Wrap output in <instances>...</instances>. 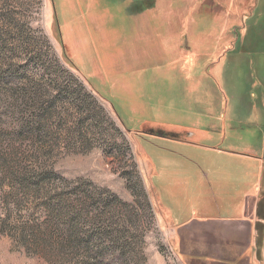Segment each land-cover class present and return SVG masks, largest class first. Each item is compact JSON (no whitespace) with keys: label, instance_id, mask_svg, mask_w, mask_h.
Returning a JSON list of instances; mask_svg holds the SVG:
<instances>
[{"label":"rangeland","instance_id":"obj_1","mask_svg":"<svg viewBox=\"0 0 264 264\" xmlns=\"http://www.w3.org/2000/svg\"><path fill=\"white\" fill-rule=\"evenodd\" d=\"M150 2L0 0V86L11 70V83L31 87L0 97V130L20 125L7 106L40 87V106L51 104L47 144L22 139L18 157L38 156L67 181L14 197L11 177L0 173V264L85 262L80 252L74 256L72 248L58 246L66 226H59L53 210L57 200L61 224L69 210L80 211L86 222L79 229L106 233L92 250L116 246L123 264H195L183 257L181 244L190 228L177 230L170 217L244 216L234 213L229 197L251 191L264 164L260 169L258 161L212 148L239 152L264 140V11L251 9L256 0H153L152 8ZM169 16L181 23L162 20ZM224 20L227 36L205 38L223 30ZM250 34L259 40L248 48ZM224 38L228 47L218 53ZM186 157L192 171L200 163L205 171L203 161L232 160L233 187L223 194V206L207 184L198 188L187 184L190 179L172 186L168 166ZM155 166L163 172L156 177ZM262 184L256 210L259 205L263 218L256 213L253 235L263 234L264 241ZM254 263L264 264V258Z\"/></svg>","mask_w":264,"mask_h":264},{"label":"crops","instance_id":"obj_2","mask_svg":"<svg viewBox=\"0 0 264 264\" xmlns=\"http://www.w3.org/2000/svg\"><path fill=\"white\" fill-rule=\"evenodd\" d=\"M139 1V0H138ZM261 2L264 3V0H256L255 4L251 7V9L255 12L256 9L259 7L261 9L260 4ZM156 3H153L152 7H155ZM142 7L141 9H143ZM150 8V9H151ZM251 17H255L253 15ZM250 17V16H248ZM163 21H169L168 23L175 24L181 23L179 21V16H169L164 17L162 19ZM162 21V22H163ZM231 23V22H230ZM228 22L224 24L223 27L218 31H212L207 33L205 38H220L222 36L228 35ZM243 31V29H242ZM216 34V35H215ZM245 34V33H244ZM222 40H224L222 44ZM219 42L220 49L217 50L218 53H222V50L228 47V44L226 38L222 39ZM222 44V45H221ZM222 61V60H221ZM220 61V62H221ZM171 141V140H170ZM173 142L178 145L181 143H185L184 141H176L173 139ZM186 144H188L186 142ZM190 144V143H189ZM264 146V140L260 139L259 142H256L254 146L246 145L244 144V148L242 150L235 151L233 148L231 149H221L218 147H213L215 153L222 154V153H229L232 156H237L238 159H247L252 160V162H257L260 166V169H263L264 164V155L262 154V147ZM254 148L257 150L255 151ZM210 149V148H208ZM250 149V150H248ZM169 153L176 155V157L182 156L173 151V150H167ZM264 152V151H263ZM261 153V156L259 155ZM248 156V157H247ZM188 162V163H187ZM206 164V170L202 171L203 166L200 164H197L194 166L197 168V170H191L192 167H190L189 164L192 163V160H189L187 157L185 161L182 160L180 163H170L168 166L169 172H170V181L173 186L174 182L180 181L181 185L186 183L187 180H192L193 182H187V184H192L198 188L205 187L207 184L208 187H211V193L214 192L215 196L219 202V205L223 206L222 201L225 202L224 199V193L226 191H229L231 187H233V184H231V176H232V170L230 168L233 167L231 164L232 160L225 158L224 161L220 164L214 163L213 161H203ZM258 168V167H257ZM187 170L189 172H186V174L182 173L184 171L181 170ZM152 170L155 172V177L158 175H161L162 169L160 167H153ZM193 172H191V171ZM241 170V169H240ZM263 171V170H262ZM160 172V173H157ZM242 172V170H241ZM182 173V174H181ZM181 174V175H180ZM261 170L258 169V175L254 180V185L251 189V191H248L246 193H241L240 197H229L232 202V207L234 209V213H237V211L241 214L243 213L244 216L242 218H229L225 220L222 218L220 214H215V212L211 213H203L202 215H199L198 218L193 215L192 217L188 219H184L182 221L174 222L175 220L170 217L171 221L174 223L175 227L184 229L185 227L190 228L192 235L189 237L188 235L185 236L183 244L185 246V251L183 253L184 258H189L194 260L195 264H212L214 262H217L219 259H224L225 261H228L229 257L238 256L239 254H242V257L244 256L246 259H248L250 264L254 263V258L258 259L255 255L256 250V242L254 240V225L253 221L256 216V206L258 203V196L260 195L262 191V187L260 184L261 180ZM206 185V186H207ZM174 190V189H173ZM185 191V189L183 188ZM191 191L196 192L197 188L192 189ZM221 192V193H218ZM250 192V193H249ZM236 194H233L235 196ZM223 208V207H222ZM165 211V210H164ZM237 213V214H239ZM248 213H252V216L247 217ZM166 214V213H165ZM231 222H235V224H231ZM228 224V225H227ZM252 224V226H251ZM251 227H253V231L251 230ZM234 229V230H233ZM234 235V237H231V235ZM264 242V241H263ZM179 245V244H178ZM255 245V247H254ZM182 247V246H181ZM240 255L238 257H240ZM264 243L260 251L261 259L259 260L261 262L262 258H264Z\"/></svg>","mask_w":264,"mask_h":264},{"label":"trees","instance_id":"obj_3","mask_svg":"<svg viewBox=\"0 0 264 264\" xmlns=\"http://www.w3.org/2000/svg\"><path fill=\"white\" fill-rule=\"evenodd\" d=\"M152 4L153 0H151L148 6H152ZM259 10L261 12L264 11L261 9ZM262 15L264 17V12L262 13ZM250 29H252L253 32L257 30L256 27H250ZM250 37L251 40L249 39L247 45H245L248 48H251L253 44L256 45L257 41L259 40L258 34H250ZM9 72H11V70H9ZM9 72L6 73V75H8L6 76L8 79L4 84L5 86H0V97L2 100V96H19L20 92L25 93L27 91V88H31L28 87L30 85L29 83H25L24 85L21 84L20 81L22 80H20L18 83H11L16 77L14 73ZM42 93L43 90L40 89V87L35 86V90H33V92L26 93L27 96L21 99V104H16V99L14 100L15 104L11 107L14 109H11L8 105L7 111L10 112L12 116H18V118L20 119V122L18 123L20 125L15 126L14 129L7 130V132H3L2 130H0V173L3 174V176L11 177L9 180V186L14 191V197H24L31 193L39 195V193L45 191L46 188H52V186L56 188V184L58 182L64 183L63 186L67 182L63 177L62 179L60 175H57V173L54 172L55 170L53 168H49V166L47 165L48 161H41L38 156L35 157L34 155H31L27 159L18 157V152H20L21 148L19 143H21L22 139L24 140L31 136L35 138L37 142H39L38 146L43 145V143L44 145L47 144V132L45 131L47 123L45 121H47L48 117H51V104L48 107L40 106L41 97L44 96V93ZM16 109H18L19 112H17ZM36 110L41 112V114L36 115ZM0 122H2L1 119ZM7 140L9 141V143H7V145H4L6 144ZM42 147L44 149V146ZM37 154L41 155V153ZM27 162H30L31 164H28ZM263 180L264 169L261 174V187L263 186ZM53 203H57L58 210H56V208H53V210H55V213H57L56 216L57 219H59V226H66V230H64L65 240L58 244L61 250L65 248H72L74 250V256H79L80 252L81 256H85V262L83 264H123L122 261L119 260V256L121 255L120 253L118 254L119 249L116 246H113L109 251H106L105 249H102L100 247L96 251L92 250L93 247H91V243L94 240L96 241V243L103 242L106 237V233L98 231L95 235L92 232H83L82 229H79V225H82V223L84 225L86 222L81 216L80 211L71 212L69 210L64 216L67 218V221L61 224L63 220L61 216V201L57 200ZM262 203L264 204L263 201ZM16 205L19 204L16 202ZM260 210L261 207L259 208L258 205V209L256 210L257 216L263 218V214L260 212ZM24 232L25 231H22L21 236ZM59 233L61 232L59 231ZM255 242V255L260 260V251L263 246V234H257ZM238 256L229 257L228 261L219 259L217 262H214L212 264H249L248 259H246L244 256L242 257V254L240 255V257Z\"/></svg>","mask_w":264,"mask_h":264},{"label":"flooded vegetation","instance_id":"obj_4","mask_svg":"<svg viewBox=\"0 0 264 264\" xmlns=\"http://www.w3.org/2000/svg\"><path fill=\"white\" fill-rule=\"evenodd\" d=\"M263 155H264V152H263Z\"/></svg>","mask_w":264,"mask_h":264}]
</instances>
